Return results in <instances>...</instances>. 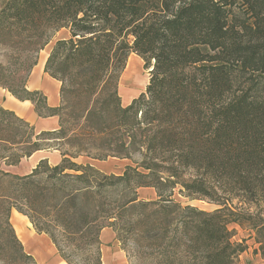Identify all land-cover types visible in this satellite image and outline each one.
Masks as SVG:
<instances>
[{
  "label": "trees",
  "instance_id": "1",
  "mask_svg": "<svg viewBox=\"0 0 264 264\" xmlns=\"http://www.w3.org/2000/svg\"><path fill=\"white\" fill-rule=\"evenodd\" d=\"M12 24L35 52L63 28L71 35L55 42L45 64L61 81L58 106L27 88L38 63L29 47L9 66L0 62L1 86L31 100L40 116L60 117L57 129L38 133L0 107L27 134L25 141L0 137L4 151L27 145L22 154H0V264H37L11 222L14 208L68 264H102L106 227L118 240L124 232L132 236L133 257L147 264H237L246 246L233 240L228 224L239 220L225 216L228 204L206 211L183 205L174 191L215 199L206 177L182 174L196 169L224 191L264 200V0H0V33L15 39ZM131 52L152 67L151 77L123 106L118 82ZM64 109L80 132L65 126ZM3 120L0 129L14 124ZM65 143L73 149L62 150ZM41 149L60 150L61 161L42 159L27 174L1 167ZM137 152L142 159L118 175L75 160L131 159ZM228 180L234 188L225 190L219 183ZM141 187L155 188L162 204L140 199ZM153 203L157 208L148 210Z\"/></svg>",
  "mask_w": 264,
  "mask_h": 264
},
{
  "label": "rangeland",
  "instance_id": "2",
  "mask_svg": "<svg viewBox=\"0 0 264 264\" xmlns=\"http://www.w3.org/2000/svg\"><path fill=\"white\" fill-rule=\"evenodd\" d=\"M15 36V39L11 37V35L6 32H1L0 33V62L4 65L9 66V64L15 60L16 56L19 55V52L22 50V48L27 47L30 48L29 54L32 57L37 56L38 57V63H37V68L43 65L44 63L46 64V61L50 55V52L55 44V42L58 39L62 38H69L70 37V30L68 28H63L60 31H57L53 34L52 39L50 43L40 52H35L34 47L28 45V40L26 39L25 41H20V37H16L17 34H19V31L16 25L11 26L10 29ZM27 34V33H26ZM25 34V35H26ZM15 40V41H14ZM17 42V43H16ZM139 63V64H138ZM133 67L134 71L131 72L130 69H127V66ZM152 67H146L145 65V60L142 58L141 55H139L136 52H131L128 60L126 62V67L123 70L120 80L118 82V93L121 99V104L123 106L129 105L132 100L136 97H138L142 92L146 90V87L149 83L151 74L150 70ZM132 70V69H131ZM73 94L71 93L70 96ZM75 97H71V99H74ZM71 110V109H70ZM70 110L64 109L61 111L62 118L64 122H67L65 126L73 128V130H76L77 132H80L81 130L79 124H75L74 121L69 120V112ZM59 117V115H57ZM2 118H5V121L3 120L2 122H14L13 126L8 128V129H0V137L3 138H15L16 140L19 141H25V137L27 134L25 133V127L20 126L18 120L8 117V116H3L0 114V120ZM59 122H60V117H59ZM68 122H72L71 124H68ZM82 122V121H81ZM6 124V123H5ZM34 126V125H33ZM35 127V126H34ZM36 129V128H35ZM45 131V130H43ZM16 132H19L18 134ZM36 132L40 133L42 130L36 129ZM37 136H33L31 140H34ZM49 143V142H48ZM53 142H51L52 144ZM1 146H8L7 143H0V154L6 153L10 156H14L17 154H22L24 153V148L27 146L26 144H20L16 145V147H13L10 150L4 151ZM88 146V145H87ZM73 148L65 143L63 146L62 150H72ZM44 150V149H43ZM47 151H54L57 149H45ZM89 152L92 154H97V153H103L105 151H97L94 148L88 147L87 149ZM59 151V154L61 155L62 159V154L61 151ZM26 158V157H23ZM22 158V159H23ZM21 159V160H22ZM142 159V155L140 152L134 153L132 155V158H123V157H109L106 160H97V159H91L85 155H81L75 159L78 162H91L93 165L104 171L105 173L108 174H122L125 166L127 164H132L135 165L134 161H140ZM49 160V159H48ZM61 161V160H60ZM50 162V161H49ZM20 163V162H19ZM18 163V164H19ZM52 164V163H51ZM58 164V163H57ZM17 165V164H16ZM28 163H23V165H20V170L21 172L28 170L29 168ZM54 165V164H53ZM7 166L10 165H5L2 164L1 167L4 168L5 170L7 169ZM195 170V171H194ZM184 169L182 171V174L186 178H205L206 182L209 185L216 186V193H214L215 199H212L210 197H206L203 195L199 194H193L186 196L188 193L183 191L179 193V186L175 187V198L180 201L183 205H192L199 207L203 210L206 211H214L218 208L224 207L226 204H228L229 209H224L226 210L225 216L228 219L234 220V218L238 219L239 221L234 222L231 221L228 224L229 229L233 233V240H236L238 242H242L245 246L246 249L243 251L239 257L237 258V264H264V255L262 254V245L264 247V200L258 201H252L250 200V197L247 195H244L243 193L239 191H234L229 193L230 191H224L218 187V185L215 183L217 181H213V179L209 176H206L204 174L198 173L196 169ZM12 172V171H11ZM197 174L199 176H197ZM164 176V174H161ZM203 176V177H202ZM227 180V179H225ZM229 181V185L226 186V183L224 181H221L219 185L226 189H231L234 188V181L231 182ZM213 183V184H212ZM218 187V188H217ZM143 188V187H141ZM140 189V188H139ZM138 189V196L142 200L150 201V200H158V204H162L164 201L163 199H159L158 197V192L156 191L155 188L150 187L147 191H141L139 192ZM215 192V191H214ZM164 197L168 196V193L166 191L163 192ZM159 200H161L159 202ZM158 204L153 203L148 207V210H153L157 208ZM225 204V205H224ZM12 222L15 225V228L17 227L16 221L13 218ZM106 228H111V227H106ZM263 228V230L258 232V229ZM113 230V228H111ZM18 232V231H17ZM102 232V231H101ZM115 232V231H114ZM124 232V231H123ZM116 234V232H115ZM19 236H22L18 232ZM124 239H116L117 243L112 244V245H117L120 247L122 250V254L125 256L128 264H147L148 260L145 261L143 257H133V253L136 250H131L130 246L135 244V241L132 236L128 235L126 232L122 233ZM132 237V239H130ZM117 238V237H116ZM100 240H101V235H100ZM56 246V245H55ZM113 247V246H112ZM136 248V247H135ZM101 253H102V264H105L103 261V251H102V241H101ZM68 250H74V247H70ZM81 254V253H80ZM74 260L81 259L80 256H73L72 257ZM111 257L110 264H123V263H118L116 259H112ZM36 259V258H35ZM116 261V262H115ZM37 264H55L54 260L47 258L45 262L38 261L36 259ZM62 264H66L65 260L62 261ZM81 264V263H80Z\"/></svg>",
  "mask_w": 264,
  "mask_h": 264
},
{
  "label": "crops",
  "instance_id": "3",
  "mask_svg": "<svg viewBox=\"0 0 264 264\" xmlns=\"http://www.w3.org/2000/svg\"><path fill=\"white\" fill-rule=\"evenodd\" d=\"M38 65L36 64L33 67L28 77L27 88L30 90H41L47 97L48 105L52 107L58 106L61 102V81L45 71V63L37 68ZM127 69H130L131 72L134 71L133 67L131 68L129 64ZM0 107L13 111L16 116L29 122L31 125H34L38 130H55L59 126V117L57 115L40 116L36 110L35 104L31 100H21L1 85ZM45 158L49 159L50 163L57 164L61 160V155L58 150H37L31 156L23 158L19 164L7 166V169L14 173L27 174L33 171L40 160ZM23 163H28L30 165L28 170L21 172L20 165H23ZM148 189H150V187H143L139 189V192H145ZM13 218L17 224L16 228L12 222ZM11 222L17 235L18 232L22 234V236L18 235V237L34 258L42 262H45L47 258H50L54 260L55 264H62L64 259L60 256V253L51 238L45 233H39L27 215L14 208L11 213ZM101 241L103 261L105 264H110L111 257H113L112 259H116L118 263L128 264L120 247L112 245L117 243L114 230L111 228H104L101 232ZM65 263L68 264L66 261Z\"/></svg>",
  "mask_w": 264,
  "mask_h": 264
}]
</instances>
